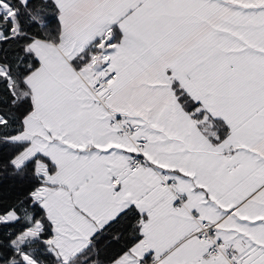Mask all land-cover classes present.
<instances>
[{"label":"snow or ice","instance_id":"6c2138e0","mask_svg":"<svg viewBox=\"0 0 264 264\" xmlns=\"http://www.w3.org/2000/svg\"><path fill=\"white\" fill-rule=\"evenodd\" d=\"M0 264H264V0H0Z\"/></svg>","mask_w":264,"mask_h":264}]
</instances>
